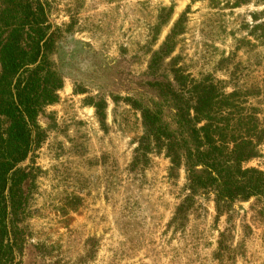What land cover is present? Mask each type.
I'll use <instances>...</instances> for the list:
<instances>
[{"label": "rangeland", "instance_id": "obj_1", "mask_svg": "<svg viewBox=\"0 0 264 264\" xmlns=\"http://www.w3.org/2000/svg\"><path fill=\"white\" fill-rule=\"evenodd\" d=\"M232 2L49 0L61 30L49 59L63 86L18 165L29 172L18 264H264V199L217 213L212 194L191 195L183 165L170 171L139 110L159 100L151 82L179 70L242 92L264 128V44L249 35L264 4ZM181 18L172 51L151 70ZM244 166L264 172V139Z\"/></svg>", "mask_w": 264, "mask_h": 264}, {"label": "trees", "instance_id": "obj_2", "mask_svg": "<svg viewBox=\"0 0 264 264\" xmlns=\"http://www.w3.org/2000/svg\"><path fill=\"white\" fill-rule=\"evenodd\" d=\"M250 1L233 0L231 5ZM252 21L249 35L264 44V9L254 12ZM181 22L154 54L151 70L172 51ZM60 33L50 21L49 0H0V264H18L23 250L19 224L28 201L29 172L18 165L39 144L37 117L57 102L63 86L49 59ZM172 73V81L151 82L159 100L139 109L148 137L169 158L170 171L183 165L189 193L212 194L217 213L237 200L264 199V172L244 166L264 139L256 109L244 106L242 92L226 93L212 80ZM141 149L149 151L148 146ZM191 200L188 196L176 215Z\"/></svg>", "mask_w": 264, "mask_h": 264}]
</instances>
